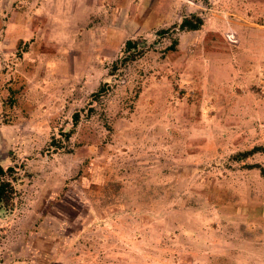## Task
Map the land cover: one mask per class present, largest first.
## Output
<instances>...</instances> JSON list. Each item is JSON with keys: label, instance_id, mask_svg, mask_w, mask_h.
Returning <instances> with one entry per match:
<instances>
[{"label": "rangeland", "instance_id": "rangeland-1", "mask_svg": "<svg viewBox=\"0 0 264 264\" xmlns=\"http://www.w3.org/2000/svg\"><path fill=\"white\" fill-rule=\"evenodd\" d=\"M255 147L264 0H0V264H264Z\"/></svg>", "mask_w": 264, "mask_h": 264}, {"label": "trees", "instance_id": "trees-1", "mask_svg": "<svg viewBox=\"0 0 264 264\" xmlns=\"http://www.w3.org/2000/svg\"><path fill=\"white\" fill-rule=\"evenodd\" d=\"M202 25H203L202 18L196 15H191L189 17L182 19L178 28H179V31H197L202 27ZM162 33H165V32H162ZM176 45H177V40H174L172 45L170 46V49L175 50ZM125 47H126V50H130L134 48V44L128 41L125 44ZM94 96H98V94ZM78 120H79V114H75L73 118V124L76 125ZM61 137L63 140L66 141L69 139V133L63 134ZM258 152H264V148L255 147L250 151L238 152L232 156V159L236 162H243L247 158H249L250 156ZM246 167L252 169L255 167L257 168L258 166L252 167L248 165ZM260 173L261 175L264 176L263 169H260ZM20 181H21V178L18 176L15 166L4 167L2 164H0V211L12 210V208L15 206L14 200L18 194L17 186L20 183ZM123 188L124 187L122 186V183L120 180H118L117 178L111 177V179L107 180L103 185L92 187L90 193L95 194V195H104V196L110 195L115 198L118 195H121Z\"/></svg>", "mask_w": 264, "mask_h": 264}]
</instances>
